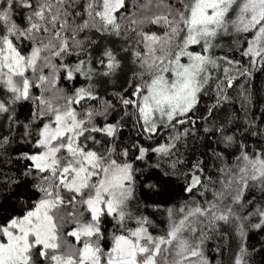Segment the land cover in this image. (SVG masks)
I'll return each mask as SVG.
<instances>
[{
	"label": "snow or ice",
	"instance_id": "6c2138e0",
	"mask_svg": "<svg viewBox=\"0 0 264 264\" xmlns=\"http://www.w3.org/2000/svg\"><path fill=\"white\" fill-rule=\"evenodd\" d=\"M244 58L264 68V0H0V164L26 162L0 191V264H214L207 245L230 232V264H252L264 251L247 245L264 231V141L246 138L264 127L248 116ZM239 78L244 121L219 118ZM107 84L117 89L110 98ZM25 102L27 122L17 115ZM162 134L155 147L140 143ZM193 139L212 166L193 159L183 174L190 199L150 231L136 195L145 170L134 163L159 154L163 175L175 174L195 156ZM14 143L30 147L5 160ZM12 196L20 214L5 210Z\"/></svg>",
	"mask_w": 264,
	"mask_h": 264
},
{
	"label": "trees",
	"instance_id": "16d2710c",
	"mask_svg": "<svg viewBox=\"0 0 264 264\" xmlns=\"http://www.w3.org/2000/svg\"><path fill=\"white\" fill-rule=\"evenodd\" d=\"M147 28H150L152 31L160 33L161 29L159 26H152L148 25ZM117 41V43H122L119 38H113ZM228 41H225L227 45ZM219 54H223L219 52ZM236 59H240L239 53L235 55ZM74 59V58H70ZM249 58H244L242 60V64L245 67H249L250 71L252 72L251 77V86L248 88V91L251 93L252 98V111L248 113V116H251L253 113L256 115V122L260 124L261 127H264V124H261V113H264V68H261L259 64L249 65L248 64ZM77 83H83V78H80ZM244 84L247 87L246 81L244 78H239L233 85L232 88H226L225 92L230 97L229 100L223 101L222 106L219 112L216 114L219 118L225 120H231L235 122L237 117L240 118V121H244L245 112H244V103L243 98L241 97L240 93L243 91L241 85ZM60 86H64L61 84ZM102 88H107L108 91L104 92L101 91V95L110 98L109 93L112 91L117 90L111 84L103 85ZM38 94V93H37ZM210 102V101H208ZM32 106L25 102L22 107L17 109V115L19 120L27 122V119L30 116ZM257 109H259L257 111ZM202 111V109H201ZM117 118L116 115L110 117V122ZM129 123H131L129 121ZM231 126V125H230ZM22 131V130H21ZM201 139H206L201 133ZM264 141V137L258 136H251L246 138V142L251 147H260V142ZM122 142L123 145H127L130 143L129 140V130L127 127L122 132ZM163 142V134L159 139L156 140L155 143L153 141L141 140L140 143L145 147L152 145L155 147L156 143ZM190 144L195 146V156L188 154L182 159L184 160V166L181 167L177 165L178 171L175 174H171L168 176L163 175L164 172H168L169 169L164 163V159L160 157L159 154H150L146 157L145 161H136L134 163V167H138L142 170H145V174L143 176H138V188H137V197L139 198V209L138 211L141 212L143 215L147 216L155 225V229H150V231H163L167 228L168 225V215L167 210L180 207L184 204L185 201L190 199L189 193L184 191V187L186 185V178L183 175L186 173L188 169V165L193 161L195 158H201L205 161L206 165L209 168L212 166V161L209 159L208 154L202 155V153H208V149L201 147L200 140H189ZM29 145H21V144H12L8 151L4 155V159L7 160L11 157H14L18 151H27L29 149ZM220 149L218 148V151ZM181 152H184V149H181ZM135 155V153H130L131 156ZM161 164L160 169H149L148 165H155L157 162ZM24 163L21 161H16L13 159L12 163L10 164H0V191L5 190L4 182L11 177L13 180L19 179V172L18 169L22 170ZM208 175H212L213 179L216 178L215 170L207 172ZM151 183L155 185V188L148 189L144 188L143 184ZM209 187H213L209 185ZM215 187H219L217 184ZM9 191H11V185H7ZM17 191H23V186ZM208 199H211V193L205 194ZM32 198L36 199L37 196L33 192ZM197 199H201L199 195H196ZM16 199L15 196H12L11 199L5 200V210L9 214H20L19 206L13 207V201ZM257 203L260 202L259 194L256 196ZM135 210V209H134ZM255 222V221H253ZM106 228H111V220L105 221ZM223 231V226H222ZM238 243V237L234 232H230L227 235L226 241L220 239L218 237H214L212 241H210L207 245V251L210 258L214 261H222V264H230L231 257L233 252L236 250V245ZM220 246L221 251L219 253L213 251L217 247ZM247 245L250 249H260L264 247V231H256L253 230L248 235ZM252 264H264V251L259 252V254L254 255Z\"/></svg>",
	"mask_w": 264,
	"mask_h": 264
},
{
	"label": "rangeland",
	"instance_id": "374dc122",
	"mask_svg": "<svg viewBox=\"0 0 264 264\" xmlns=\"http://www.w3.org/2000/svg\"><path fill=\"white\" fill-rule=\"evenodd\" d=\"M195 50H199L198 48H195ZM218 52H219V50H218Z\"/></svg>",
	"mask_w": 264,
	"mask_h": 264
}]
</instances>
